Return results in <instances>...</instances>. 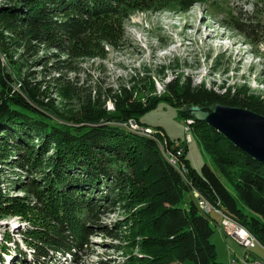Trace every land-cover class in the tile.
<instances>
[{"label": "trees", "instance_id": "obj_1", "mask_svg": "<svg viewBox=\"0 0 264 264\" xmlns=\"http://www.w3.org/2000/svg\"><path fill=\"white\" fill-rule=\"evenodd\" d=\"M211 1L12 0L0 5V28L20 40L26 54L37 52L35 42L71 59L89 57L102 50V44H116L118 19L125 20L132 11L175 7L185 13ZM9 47L0 32V166L7 167H0V219L17 216L30 229L18 233L25 250L13 236L2 234L0 264L8 256L15 261L11 264H52L51 254L75 258L88 244L98 211L107 201L127 209L128 220L122 224L126 247L138 245L142 251L128 253L124 263L220 264L210 241L213 220L199 209L194 190L218 204L264 248V164L206 123L191 120L189 128L221 176L233 174L231 193L206 164L199 171L193 168L185 145H175L160 131L149 137L130 128L133 122L146 129L141 115L162 98L181 108L221 104L264 116L258 104L236 91L219 94L180 78L165 84V96L147 100L135 87L125 86L84 94L63 76L50 84L32 83L16 73L13 61L3 63ZM51 67L57 73L65 69L61 60ZM51 89L63 101L75 102V111H58L46 97ZM105 101L112 110L106 109ZM183 114L188 118L184 110ZM2 169L28 175L26 183L21 177L14 182L28 197L8 195L9 177Z\"/></svg>", "mask_w": 264, "mask_h": 264}, {"label": "rangeland", "instance_id": "obj_2", "mask_svg": "<svg viewBox=\"0 0 264 264\" xmlns=\"http://www.w3.org/2000/svg\"><path fill=\"white\" fill-rule=\"evenodd\" d=\"M11 1L0 0V5L10 4ZM118 20L120 34L115 45L102 44V50L97 49L95 54L72 59L35 42L33 46L37 52L26 54L21 41L0 28L11 46L6 48L9 51L8 60L4 57L2 61L5 65L13 61L16 73L20 77L26 75L32 83L50 84L54 78L63 76L65 81L70 80L80 86L84 94L125 86L130 89L135 87L134 90H139L142 93L140 96L147 100L165 96V84L180 78L219 94L225 93V90L231 94L236 91L264 110V0H212L195 4L185 13L168 7L161 11H132L125 20ZM56 60L63 61L65 65L62 73L51 69ZM17 64H20L18 69ZM54 91L49 90L46 97L58 111H75V102L63 101ZM104 103L107 110H112L110 103ZM183 110L162 98L139 119L149 131L133 122L130 128L149 137L160 131L175 145H185L187 158L194 169L199 171L206 164L234 193L233 174L229 178L221 176L217 164L204 151L193 127H188V119L189 126L192 119L187 118ZM2 171L4 176L9 177L8 195L12 198L28 197L20 191L19 182L14 184L20 177L25 178L21 180L23 182L29 181L28 175L24 176L26 173L17 170ZM192 194L194 196V191ZM35 202L33 197L31 203ZM103 206L98 211L95 218L98 224L93 226V234L87 238L84 250L76 252L73 261L67 254L52 255L50 252L52 264H126L124 261L128 253L137 255L142 252L138 245L133 249L126 247L122 224L128 220V215L124 205L107 201ZM210 218L216 222H211L213 235L210 239L215 246V260L220 264H229L231 259L242 258V248L219 230L220 217L211 214ZM25 229H30L28 222L17 216L0 219V239L7 232L23 250L25 248L18 233ZM101 230L118 237L103 235ZM13 247L11 245V250ZM248 253L264 261L262 246L257 245ZM4 260L3 264L15 263L9 256ZM27 261L32 262L29 255Z\"/></svg>", "mask_w": 264, "mask_h": 264}, {"label": "water", "instance_id": "obj_3", "mask_svg": "<svg viewBox=\"0 0 264 264\" xmlns=\"http://www.w3.org/2000/svg\"><path fill=\"white\" fill-rule=\"evenodd\" d=\"M183 109L189 118L206 123L239 150L264 164V116L221 104Z\"/></svg>", "mask_w": 264, "mask_h": 264}, {"label": "built area", "instance_id": "obj_4", "mask_svg": "<svg viewBox=\"0 0 264 264\" xmlns=\"http://www.w3.org/2000/svg\"><path fill=\"white\" fill-rule=\"evenodd\" d=\"M187 125L189 127V119H188ZM189 140L190 138L188 137V141ZM179 151H180V154L182 155L183 150L179 149ZM167 154L169 155V153ZM194 193L200 198V205L207 206V214H205V216L210 217L211 214L218 215L220 217V221L218 224L219 230L225 236L229 237L232 241H234L238 246H240L242 250L244 251L242 258L231 259L229 264H264L263 260L259 258L251 257V255L248 253V251L250 249H254L257 246V244L252 243L251 239H249L248 236L238 228V223H235L231 219L223 218V214L218 208V204L216 205L211 204L208 200L202 197L195 190H194Z\"/></svg>", "mask_w": 264, "mask_h": 264}, {"label": "bare ground", "instance_id": "obj_5", "mask_svg": "<svg viewBox=\"0 0 264 264\" xmlns=\"http://www.w3.org/2000/svg\"><path fill=\"white\" fill-rule=\"evenodd\" d=\"M193 120V119H192ZM197 204H198V207H199V209L203 212V213H207V206H205V205H200V199L198 200V202H197ZM223 218H228V219H231V218H229L228 216H226V215H224L223 214ZM232 220V219H231ZM233 221V220H232ZM235 222V221H234ZM236 223V222H235ZM238 228L242 231V232H244L247 236H248V238L249 239H251V241H252V243H256L257 245H260L259 244V242L257 241V239L247 230V229H245L243 226H241V225H239L238 224ZM261 246V245H260Z\"/></svg>", "mask_w": 264, "mask_h": 264}]
</instances>
